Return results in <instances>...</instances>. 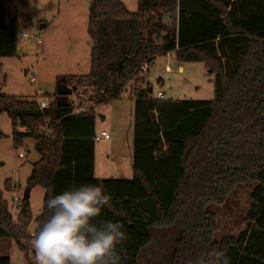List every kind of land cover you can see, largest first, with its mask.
<instances>
[{"label":"trees","instance_id":"1","mask_svg":"<svg viewBox=\"0 0 264 264\" xmlns=\"http://www.w3.org/2000/svg\"><path fill=\"white\" fill-rule=\"evenodd\" d=\"M19 7L20 0H0V58L18 56ZM91 7L90 72L57 79L58 86L89 89V110L76 112L57 91L42 97L51 103L45 110L36 100L0 94V115L12 121L15 146L32 139L40 156L28 194L44 190L35 219L24 197L14 219L0 193V239L15 241L26 264H34L27 244L50 215L48 196L94 183L112 196L96 223L119 221L128 234L122 264H140L153 242L166 243L168 264H216L220 251L231 264H264V0H138L136 12L122 0H91ZM169 54L179 64H204L214 99L165 101L150 85L134 88L133 178L97 179L96 108L121 100L142 67ZM243 185L252 187L256 202L247 227L216 240L219 225L209 210L226 206ZM5 189L11 191L9 180ZM0 264L10 258L0 257Z\"/></svg>","mask_w":264,"mask_h":264},{"label":"rangeland","instance_id":"2","mask_svg":"<svg viewBox=\"0 0 264 264\" xmlns=\"http://www.w3.org/2000/svg\"><path fill=\"white\" fill-rule=\"evenodd\" d=\"M91 0H20L21 18L18 56L0 58V94L39 101L42 97L54 95L57 79L61 76H85L90 72L92 43L88 36V20ZM131 12L138 10V0H126ZM44 25L43 29L40 27ZM40 36L41 51L38 52L34 41L24 37ZM179 66L184 67L180 73ZM172 69L169 73L166 68ZM158 78L162 82L158 81ZM31 79H35L31 82ZM136 83L129 85L128 98L104 104L96 108V131H106L111 139L95 143V177L103 180H130L133 178L132 157L134 142V88L149 86L153 96L164 94L165 101H212L214 99L213 75L204 64H179L174 55L158 57L150 67V73H139ZM90 90L80 88L70 95L77 109L89 110ZM49 99V98H48ZM101 117H104L102 119ZM24 131V129H20ZM0 132L5 135L0 140V193L8 206L12 199L22 200L28 191L27 180L34 164L40 156L34 151V141L25 139L19 147L12 137V121L0 115ZM22 155V157H20ZM9 180L11 191L5 189ZM252 187L243 185L230 198L226 206H213L219 225L216 240L224 237H237L246 229L252 203ZM44 199V190L36 187L29 192V205L33 218L39 215ZM17 212L12 213L14 219ZM36 223L32 222L29 232L33 233ZM256 230H259L258 226ZM0 243H9L0 239ZM166 243L150 244L144 252L140 264H168L170 251ZM33 256L32 243L27 244ZM169 248V247H168ZM8 255V253H2ZM11 264H26L25 253L16 244L9 253Z\"/></svg>","mask_w":264,"mask_h":264},{"label":"clouds","instance_id":"3","mask_svg":"<svg viewBox=\"0 0 264 264\" xmlns=\"http://www.w3.org/2000/svg\"><path fill=\"white\" fill-rule=\"evenodd\" d=\"M112 207V196L94 183L72 185L50 195V215L32 240L34 264H122V246L128 238L119 221L103 220L104 209ZM216 264H231L224 252L216 253Z\"/></svg>","mask_w":264,"mask_h":264},{"label":"built area","instance_id":"4","mask_svg":"<svg viewBox=\"0 0 264 264\" xmlns=\"http://www.w3.org/2000/svg\"><path fill=\"white\" fill-rule=\"evenodd\" d=\"M24 37L26 38H29L30 40L34 41L36 47H37V50L38 52L41 51V45H42V39L40 36H36V37H29L27 34H24ZM142 73V75L144 76L145 74H148V66H144L141 68L140 70V74ZM35 79H31V82H33ZM128 91L124 94V96L126 98H128V95L127 93H129V87L127 89ZM156 98H158L159 100H165V97H164V94L161 93V92H158L157 95H156ZM37 104H38V107L41 109V110H45V109H48L51 105V103L49 102V100L47 99H42V100H39V101H36ZM77 112V111H76ZM49 133V131L47 130V132L45 134ZM111 139V136L109 135V133H107L106 131H101L100 134H96L95 136V143L96 142H101L102 140H110ZM20 157H22V155H20ZM22 204V200H18V198H13L12 199V205H11V213H14V211H16L17 213H19V210H20V206Z\"/></svg>","mask_w":264,"mask_h":264},{"label":"crops","instance_id":"5","mask_svg":"<svg viewBox=\"0 0 264 264\" xmlns=\"http://www.w3.org/2000/svg\"><path fill=\"white\" fill-rule=\"evenodd\" d=\"M124 2V4L127 6V3H126V0H122ZM91 4V2H90ZM128 8V7H127ZM129 10V9H128ZM130 11V10H129ZM173 54H169L167 56H172ZM150 67L151 65L148 66V75L150 73ZM166 70L171 73L172 69L170 67H167ZM178 70L180 73L184 72V67L183 66H179L178 67ZM158 81L162 82V80L160 78H158ZM150 85V83H149ZM122 99H126L125 96L122 97ZM121 99V100H122ZM132 102V101H131ZM80 109H76V111H79ZM97 130V129H96ZM101 131H104V130H101ZM98 179V178H97ZM101 179V178H100ZM103 180V179H102ZM41 211V210H40ZM39 215H40V212H39ZM38 215V216H39ZM37 216V217H38ZM35 219V218H34ZM35 231V230H34ZM9 240V243H0V257H3V256H6V255H3L2 253H8V255H10L9 253H11V251H13V247L14 245L16 244L15 241L13 240H10V239H7ZM17 246V245H16ZM7 255V256H8ZM9 257V256H8ZM11 261V260H10Z\"/></svg>","mask_w":264,"mask_h":264},{"label":"water","instance_id":"6","mask_svg":"<svg viewBox=\"0 0 264 264\" xmlns=\"http://www.w3.org/2000/svg\"><path fill=\"white\" fill-rule=\"evenodd\" d=\"M92 7H90V10H91ZM45 26L42 25L40 27V29H43ZM211 74V71L209 72ZM73 91H75L74 89H70L68 88L67 86H65L64 84H60L57 88V92L56 94H58L59 96H62V97H66V96H70L73 94ZM153 91V90H152ZM61 106V105H60ZM102 119H104V117H101ZM24 199H29V194H28V191L25 193L24 195Z\"/></svg>","mask_w":264,"mask_h":264}]
</instances>
